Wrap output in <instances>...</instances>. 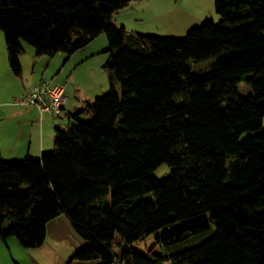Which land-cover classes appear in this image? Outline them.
Wrapping results in <instances>:
<instances>
[{
    "label": "trees",
    "instance_id": "16d2710c",
    "mask_svg": "<svg viewBox=\"0 0 264 264\" xmlns=\"http://www.w3.org/2000/svg\"><path fill=\"white\" fill-rule=\"evenodd\" d=\"M213 1L222 20L176 38L114 25L128 0H0V31L16 76L21 42L52 57L105 34L110 53L103 64L109 91L78 112L89 121L55 126L54 149L40 159L0 156L1 240L40 246L46 224L65 213L86 242L76 260L264 264V131L249 133L264 117V0ZM210 59L208 71L191 75L189 62ZM239 82L252 93L239 95ZM162 164L170 171L157 179L151 172ZM107 194L109 205L96 203ZM203 213L209 221L196 218ZM178 220L188 223L165 233V245L208 231L210 222L215 231L169 257L129 247Z\"/></svg>",
    "mask_w": 264,
    "mask_h": 264
},
{
    "label": "crops",
    "instance_id": "0c3cea01",
    "mask_svg": "<svg viewBox=\"0 0 264 264\" xmlns=\"http://www.w3.org/2000/svg\"><path fill=\"white\" fill-rule=\"evenodd\" d=\"M173 6L172 0H128L126 7L114 13L112 23L123 27L128 33L148 34L149 29H145L148 28V23L171 22L173 18L167 12ZM102 37L100 34L92 40L100 39V44H87L71 55L58 52L52 57L38 56L32 46L21 42L23 51L18 58L20 75L16 76L9 67L0 31V156L4 162L22 161L25 158L40 159L43 153L49 152L53 147L56 119L66 117L64 124L71 123L73 115L78 114L85 102L93 100L96 96L93 94H97V91L81 92L78 85L71 82L67 84L66 103L58 118H52L48 113L40 114L32 106L12 104L23 91L44 80L46 68L52 64L58 66L61 63L58 72H63L79 60L83 62L96 56L100 50L104 51L107 44H103ZM107 58L105 56L100 59L99 64ZM85 243L74 231L65 213H60L46 224L45 238L40 246L25 248L14 237L0 239V264H44L42 260L48 259V264H100L99 260L80 261L73 258Z\"/></svg>",
    "mask_w": 264,
    "mask_h": 264
},
{
    "label": "rangeland",
    "instance_id": "374dc122",
    "mask_svg": "<svg viewBox=\"0 0 264 264\" xmlns=\"http://www.w3.org/2000/svg\"><path fill=\"white\" fill-rule=\"evenodd\" d=\"M172 2L174 3V6L170 11L167 12L168 16L173 18L171 22H168L167 24H163L157 21L148 23V28H145L149 29L148 34L146 35L182 38L190 29L201 26L205 20H211L213 23H219L222 20V17L215 11L213 0H172ZM102 36L103 44H107L105 34H102ZM98 40L100 39H96V41H91L92 43L89 42L88 44H100ZM104 49V51L100 50V52H98L96 56L90 57L87 60H83V62L79 60L77 64H73L69 70L67 69L63 72H58L61 67V63L58 66H54V64H52L51 67L46 68L47 70L44 73L43 79L49 80L53 84L62 82H67L68 84L72 82L78 85V88L81 92L88 91L89 93H96L97 91V94H93L96 95L94 96L93 100L97 97H101L109 91L107 72L101 67L104 62L102 64H99L100 59H104L105 56H110V53L106 51L107 46ZM213 61V59H210L200 63L189 62L187 67L189 68L192 76H200L210 69V66ZM236 89L238 94L241 96H245L252 93L250 86L245 82H239L238 84H236ZM174 101L177 104L180 103V100L178 98H175ZM65 118L66 117H61L56 119L57 125L64 126ZM76 118L77 120H74V118L72 119V124L77 123V121L87 122L89 121L90 116L89 114L83 112L77 114ZM263 131L264 117L262 119L261 127L258 130L249 133L251 135H256ZM247 134L248 132H243L240 135V139ZM53 149L54 145L49 152L53 151ZM169 171L170 167L166 164H162L154 171H152L151 175H153L157 179H162L165 175L169 173ZM150 196L151 195L148 194L143 196V198L147 199ZM96 203L101 206L109 205L110 195L107 194L104 198H102ZM196 218L201 221H209V214L203 213L197 216ZM187 223V220H178L169 226L156 229L152 233H149L144 237H141L140 239L131 242L129 244V247L144 256L154 257L160 255L163 257H169L175 252L199 244L203 240L210 237L215 231L214 223L210 222L208 231L191 236L184 241L178 242L173 245H165L161 241L165 233L176 232ZM119 241L120 237L116 234L112 241V245L115 247V245ZM92 260H99L101 264L100 258ZM42 261L44 262V264H48L46 262H48L49 259ZM164 264L171 263L170 261L166 260L164 261Z\"/></svg>",
    "mask_w": 264,
    "mask_h": 264
},
{
    "label": "built area",
    "instance_id": "2783aa9c",
    "mask_svg": "<svg viewBox=\"0 0 264 264\" xmlns=\"http://www.w3.org/2000/svg\"><path fill=\"white\" fill-rule=\"evenodd\" d=\"M67 83H51L49 80H41L32 85L12 101L16 106H33L37 111L48 113L52 118H58L66 103ZM117 264H122L115 259Z\"/></svg>",
    "mask_w": 264,
    "mask_h": 264
}]
</instances>
